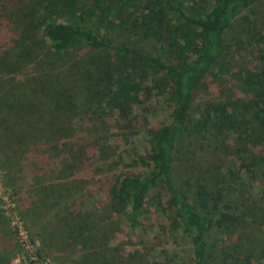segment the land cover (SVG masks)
<instances>
[{"label":"trees","instance_id":"obj_1","mask_svg":"<svg viewBox=\"0 0 264 264\" xmlns=\"http://www.w3.org/2000/svg\"><path fill=\"white\" fill-rule=\"evenodd\" d=\"M262 2L0 0V28L12 32L0 35V162L28 187L27 215L86 159L74 120L100 128L114 111L125 121L156 90L168 96L170 121L148 130L149 170L117 173L110 195L127 215L138 214L134 221L149 202L162 211L157 197L167 195L170 225L187 235L193 264H264V196L250 191L264 185V23L247 20L233 50L223 38L243 10ZM245 43L254 54L232 69ZM83 48L90 53L80 55ZM56 64L72 69L71 82L53 85ZM212 83L221 100L194 104ZM228 187L240 194L234 208L224 201ZM74 218L66 212L58 232L42 228L63 244L59 264L72 254L81 264H134L101 255L89 241L79 245L92 229ZM9 231L0 214V264H10L1 235Z\"/></svg>","mask_w":264,"mask_h":264},{"label":"rangeland","instance_id":"obj_2","mask_svg":"<svg viewBox=\"0 0 264 264\" xmlns=\"http://www.w3.org/2000/svg\"><path fill=\"white\" fill-rule=\"evenodd\" d=\"M146 1L143 0L144 3ZM247 20L257 27L264 23V2L243 10L225 31L224 42L230 49H234L231 39L237 35ZM9 29L6 26L0 28V35L4 37L3 39H6L7 33L9 37L12 35ZM10 42L11 38H9V44ZM245 44L246 49L240 50L239 53L235 52L232 69L234 66L239 70L240 61L244 62L245 58L247 60L253 56V49L247 43ZM32 45L33 42L31 49ZM37 48L39 52H48L42 41H37ZM79 52L80 55L84 52L83 55L90 53L86 48ZM58 66L59 64L54 65L50 78L53 85L63 86L71 82L72 69L69 68L68 71L63 68L64 66ZM26 69L28 68L25 65L17 75L22 81ZM17 76L16 81L19 82L20 79ZM167 97L165 93H157L153 90L150 97L141 96V102L133 105L127 120H117L113 111L100 128L93 126L92 121L85 120L78 123L74 120L77 135L82 140L80 147L87 149V154L84 156L86 159L83 158L80 168L73 173V176L71 172L70 178L57 183L58 191L43 194L44 204L42 200H38L39 209L35 215L29 211V215L26 213V207L29 204L28 187H21L24 182L20 178L15 180L13 173L6 171L0 162V195L12 205L10 209L12 213L14 211L15 217L25 230L32 244L31 248L48 259L50 264H59V258L55 255H58L57 249H60L63 244L51 241L42 228L53 232L62 230L65 227L63 219L66 212L76 217L74 220L77 221V218L82 220L84 228L92 229L89 233L90 240L84 239L79 245L89 241L91 249H97L103 256H109V258L115 256L123 260L131 257L130 263L134 264H193L191 244L187 235L178 225L176 227L170 225L167 195L161 193L157 197V203L162 211L154 210L149 202L146 205L147 213L139 214L137 221H134L135 214H138L127 215L126 209L122 207L120 209L109 191L114 176L119 172H132L140 175L148 172L149 166L144 158L148 151V130L165 125L170 121L171 104ZM219 97L220 93L216 83L208 84L199 92L194 104L206 100L218 102L221 100ZM98 142L102 144L103 150H98ZM106 146L107 148H104ZM244 188L247 190L246 186ZM262 190L264 191V185L262 188L258 182L250 189L255 199L264 196ZM239 195L237 190L230 189L224 201L227 200L226 204L234 208ZM2 197H0V205L7 203ZM0 214L7 230H10L11 219H5L1 211ZM1 235H3L2 243L7 244L10 249V264H21L22 262L24 264L25 261L22 258L24 251L16 235L11 230ZM222 237L225 238L224 235ZM70 257V264H81L76 261L74 254Z\"/></svg>","mask_w":264,"mask_h":264},{"label":"built area","instance_id":"obj_3","mask_svg":"<svg viewBox=\"0 0 264 264\" xmlns=\"http://www.w3.org/2000/svg\"><path fill=\"white\" fill-rule=\"evenodd\" d=\"M2 197V195H0ZM6 200L5 197H2ZM7 201V200H6ZM12 205H10L7 201V203H4L3 205H0V211L5 219H11L9 228L10 230L16 235V237L20 241V246L23 249L22 258L24 259V264H50L48 259L45 257L39 255L35 250L31 248L32 244L29 241V238L26 236V232L21 226L18 219L15 217V213L11 211ZM21 249V248H20ZM18 259V258H17ZM23 264V262L21 263Z\"/></svg>","mask_w":264,"mask_h":264}]
</instances>
